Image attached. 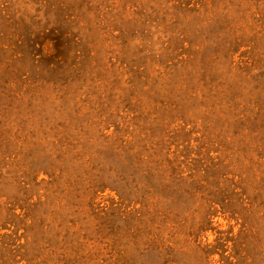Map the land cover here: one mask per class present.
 Wrapping results in <instances>:
<instances>
[{
	"label": "rangeland",
	"instance_id": "rangeland-1",
	"mask_svg": "<svg viewBox=\"0 0 264 264\" xmlns=\"http://www.w3.org/2000/svg\"><path fill=\"white\" fill-rule=\"evenodd\" d=\"M0 264H264V0H0Z\"/></svg>",
	"mask_w": 264,
	"mask_h": 264
}]
</instances>
